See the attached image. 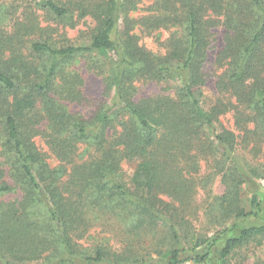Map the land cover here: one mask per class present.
<instances>
[{
  "label": "trees",
  "instance_id": "obj_1",
  "mask_svg": "<svg viewBox=\"0 0 264 264\" xmlns=\"http://www.w3.org/2000/svg\"><path fill=\"white\" fill-rule=\"evenodd\" d=\"M151 1L134 20L142 0H38L55 19L68 20L75 8L92 18L87 43L78 45L41 41L43 29L29 16L0 31V264H107L110 247L87 254L79 241L111 220L126 235L155 228L170 234L178 250H168L167 264H207L208 251L182 260L178 251L182 238H196L187 215L203 203L214 207L198 205L199 192L210 198L214 175L224 186L215 198L222 230L195 246L221 242L217 262L232 264L251 244L264 245V224L228 236L235 220L257 217L252 209L260 208L256 196L249 209L240 199L264 164L250 168L237 150L246 146L264 160V0ZM140 22L147 34L175 30L163 54L139 44L133 27ZM217 28L224 29L214 62L220 99L205 109L207 52ZM83 58L101 76L105 93L96 102L75 67ZM138 83L174 89L139 97ZM228 113L237 134L221 121ZM123 162L136 164L129 178ZM128 254L115 255V263L143 264Z\"/></svg>",
  "mask_w": 264,
  "mask_h": 264
},
{
  "label": "rangeland",
  "instance_id": "obj_2",
  "mask_svg": "<svg viewBox=\"0 0 264 264\" xmlns=\"http://www.w3.org/2000/svg\"><path fill=\"white\" fill-rule=\"evenodd\" d=\"M65 1L66 0H58V3L64 4ZM37 2L38 0H0V7L5 10L2 14H0V31H10L13 25H16V23L20 22L24 17L29 16L34 19V23L38 24V26L43 29L44 35L42 36L41 41L49 40V42L56 44L57 46L62 44L78 45L81 43H87V38L95 26V23L90 16L80 18V11L75 8L70 14L68 20L55 19L46 11L38 9L36 7ZM150 3H152L151 0H142V2L136 5L137 12L130 17L134 20H139L142 16L144 17L147 13V6ZM127 13L129 14L130 12ZM127 13L121 14L119 18L117 30L119 32L123 29L124 24L122 23L125 18L124 15ZM141 24V22L137 23L136 26L133 27V29H136L134 30V33L138 36L139 44L149 51L163 54L165 47L168 45L170 40V35L174 34L175 30L165 29L159 30L156 33L147 34L140 27ZM213 33L214 37L210 49L207 52L205 67L208 77H206V83L202 88L203 95L201 103L205 109H209L215 105L218 99H220L219 92L216 88V76H218L219 71L215 69L214 62L216 61V56L223 45L224 29L217 28L213 30ZM116 37V32H113L112 40H115ZM89 60L91 59H79L77 64H75V67L84 78V93L86 97H88L89 100L96 102L97 100H100L102 94L105 92L103 90L104 88L101 82V76H97V74H94L86 69L87 63L90 62ZM136 88L139 97H148L157 94L172 93L174 85L172 83H149L147 85L144 83H138L136 84ZM111 94L112 92L109 93V99ZM72 111H74V113H80L82 108L79 106H72ZM221 121L226 128L236 133V129L233 127L234 122L230 113L222 116ZM36 144L49 157V162L56 165L57 161L50 156V153L43 144V141L37 138ZM254 152L250 153L246 150V146H242L239 150H237L238 157L244 164L250 168L256 167L259 170H263L260 164H264V160L262 157L259 158V155ZM83 158L86 159V155H83ZM134 166H136L135 163L123 162L121 164V168L126 178L131 176ZM259 174L255 179L247 178V185L242 188L240 199V206L249 209L252 196L257 197L260 208L256 210L254 207L252 209L256 212L257 217L251 216L246 219L235 220L234 222L236 223V227L228 234V236H236L239 230L243 227L259 226L264 224V172L260 175ZM210 192V198L207 197L206 201L205 196L199 192L198 205L205 202L206 204L214 207L206 210L207 205H204L203 203L202 205H199L200 208L197 212L193 209L191 211L192 215H187V219L191 222V226L194 227V235L196 238L194 240H191L189 237L188 240L183 238L181 239L183 243L180 245L182 246L181 249L179 248L180 251H178L179 260H182L186 256H202L208 251L210 253V257L207 260V264H218L216 252L217 249L221 247V242L217 243L216 246H210V242H204L198 247L195 246V244H199L202 239L206 240L210 238L215 229L222 230V228L216 226V223L214 222L215 216L217 217L219 215V206L215 198L222 195L224 192V186L220 182V177L214 175V182ZM104 224L107 225V227L99 228L104 232V234L101 233L99 229L91 230V233H89L90 235L86 236L84 240L79 241V245L82 247L81 250L83 252L85 251L87 254L90 252V254H92L91 252L95 250L97 245L106 244V248L110 247L108 251L111 254L109 257V263L107 264H116L114 256H119L121 254L126 255L127 251L133 252V254H128V256L136 258L137 260H143V264H167L170 258V252H168V250L171 248L178 250V248L175 247V243L173 242L174 240L171 238L170 234L167 236L166 233H163L161 228H155L148 234H146L143 229L137 230L138 233H136L135 236H132L126 235L122 228H120L121 226L119 227L113 220L108 222L104 221ZM98 225L100 224H97V226ZM240 255L241 256L239 258L237 257L232 261V264H264V245L256 247L251 244L247 249H244ZM75 264L81 263L78 261L75 262ZM118 264L126 263L121 261Z\"/></svg>",
  "mask_w": 264,
  "mask_h": 264
},
{
  "label": "built area",
  "instance_id": "obj_3",
  "mask_svg": "<svg viewBox=\"0 0 264 264\" xmlns=\"http://www.w3.org/2000/svg\"><path fill=\"white\" fill-rule=\"evenodd\" d=\"M178 264H193V263H191V262H189V261H184V262H180V263H178Z\"/></svg>",
  "mask_w": 264,
  "mask_h": 264
}]
</instances>
